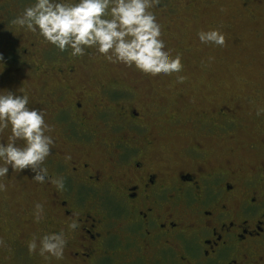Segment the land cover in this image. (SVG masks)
<instances>
[{
  "label": "flooded vegetation",
  "instance_id": "1",
  "mask_svg": "<svg viewBox=\"0 0 264 264\" xmlns=\"http://www.w3.org/2000/svg\"><path fill=\"white\" fill-rule=\"evenodd\" d=\"M35 46L0 39V83L37 73ZM75 70L58 69L64 84L41 93L54 135L48 176L34 180L50 208L41 238L63 231L67 240L63 257L46 254V264H264V160L217 163L208 145L242 127L239 106L199 112L195 139L172 165L157 153L165 130L150 125L134 92L114 80L94 99L88 86H74ZM259 142L252 148L264 150Z\"/></svg>",
  "mask_w": 264,
  "mask_h": 264
},
{
  "label": "rangeland",
  "instance_id": "2",
  "mask_svg": "<svg viewBox=\"0 0 264 264\" xmlns=\"http://www.w3.org/2000/svg\"><path fill=\"white\" fill-rule=\"evenodd\" d=\"M32 3L33 0H0V39L8 41L13 34L16 40L35 43L31 59L38 69L37 73H25L22 80L14 81L13 75L9 82L2 81L0 90L28 95L29 107L43 110L47 124L50 119L41 93L64 84L58 69L73 65L74 86H88L94 99L100 97L103 85L116 81L134 92L135 101L147 109L150 125L165 130L157 153L172 165L183 158L184 144L195 139L191 121L199 112L223 105L239 106L236 117L242 127L208 141L212 158L217 163L230 160L256 165L264 160V150L252 148L264 141V0H156L149 11L161 25L166 48L173 58L181 56L183 67L180 72L155 75L141 72L134 65L109 61L94 48H87L84 55L75 58L70 48L61 51L38 32L14 24ZM212 29L224 34L223 46L200 42L198 33ZM49 55L62 58L49 64L44 60ZM160 107L163 113L157 116ZM176 119L181 123L178 127L172 123ZM1 134L7 136L9 130ZM48 134L54 137L52 132ZM32 176L25 169L10 170L7 177L0 178L5 185L0 191V264H46L49 260L40 255L39 240L41 220L50 214V208L47 198L34 186ZM34 239L37 250L29 253L28 244ZM19 247L23 248L21 252H17Z\"/></svg>",
  "mask_w": 264,
  "mask_h": 264
},
{
  "label": "clouds",
  "instance_id": "3",
  "mask_svg": "<svg viewBox=\"0 0 264 264\" xmlns=\"http://www.w3.org/2000/svg\"><path fill=\"white\" fill-rule=\"evenodd\" d=\"M156 0H33L13 21L31 32H38L46 42L72 56L85 54L94 48L109 61L134 65L150 74H171L182 70L181 56L172 57L161 38V25L149 11ZM201 43L223 46L225 36L218 29L200 31ZM5 56L0 52V65ZM9 130L6 139L0 138V178L11 172L28 169L32 179L45 182L48 170L43 167L50 155L53 139L45 113L29 107L28 95L0 90V133ZM55 183L62 186L59 181ZM5 185L0 182V191ZM37 210L41 205H36ZM73 229L78 227L73 222ZM67 240L63 231L44 235L39 240L41 256L62 258ZM37 241L29 242V253L37 250Z\"/></svg>",
  "mask_w": 264,
  "mask_h": 264
}]
</instances>
